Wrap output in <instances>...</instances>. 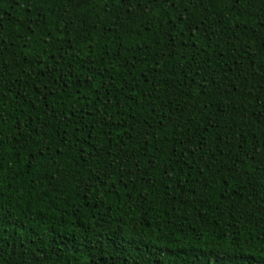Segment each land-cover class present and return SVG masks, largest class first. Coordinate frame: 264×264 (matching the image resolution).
I'll return each mask as SVG.
<instances>
[{"label": "trees", "instance_id": "1", "mask_svg": "<svg viewBox=\"0 0 264 264\" xmlns=\"http://www.w3.org/2000/svg\"><path fill=\"white\" fill-rule=\"evenodd\" d=\"M230 258L264 264V0H0V264Z\"/></svg>", "mask_w": 264, "mask_h": 264}, {"label": "snow or ice", "instance_id": "2", "mask_svg": "<svg viewBox=\"0 0 264 264\" xmlns=\"http://www.w3.org/2000/svg\"><path fill=\"white\" fill-rule=\"evenodd\" d=\"M249 255H252V254H249ZM232 261H233V264H235V258H230ZM209 264H213V261H209Z\"/></svg>", "mask_w": 264, "mask_h": 264}]
</instances>
